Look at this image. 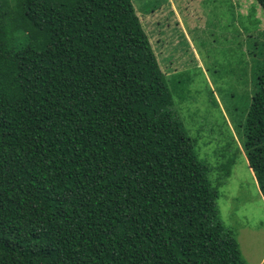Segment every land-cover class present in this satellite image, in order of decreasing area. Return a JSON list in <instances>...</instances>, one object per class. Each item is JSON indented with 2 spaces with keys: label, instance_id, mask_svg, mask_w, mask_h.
I'll use <instances>...</instances> for the list:
<instances>
[{
  "label": "trees",
  "instance_id": "trees-1",
  "mask_svg": "<svg viewBox=\"0 0 264 264\" xmlns=\"http://www.w3.org/2000/svg\"><path fill=\"white\" fill-rule=\"evenodd\" d=\"M195 147L132 0H0V264H246Z\"/></svg>",
  "mask_w": 264,
  "mask_h": 264
},
{
  "label": "rangeland",
  "instance_id": "rangeland-1",
  "mask_svg": "<svg viewBox=\"0 0 264 264\" xmlns=\"http://www.w3.org/2000/svg\"><path fill=\"white\" fill-rule=\"evenodd\" d=\"M132 3L198 158L219 164L211 180L230 175L217 200L223 226L237 234L246 264H264V198L242 151L262 62L264 11L255 0Z\"/></svg>",
  "mask_w": 264,
  "mask_h": 264
},
{
  "label": "crops",
  "instance_id": "crops-1",
  "mask_svg": "<svg viewBox=\"0 0 264 264\" xmlns=\"http://www.w3.org/2000/svg\"><path fill=\"white\" fill-rule=\"evenodd\" d=\"M244 157H245V155H244ZM247 160V159H246ZM248 163V162H247ZM253 173V172H252ZM253 178H254V174H253ZM254 180H255V182H256V179L254 178ZM261 264V263H260Z\"/></svg>",
  "mask_w": 264,
  "mask_h": 264
}]
</instances>
